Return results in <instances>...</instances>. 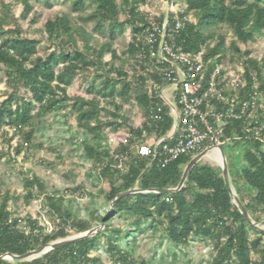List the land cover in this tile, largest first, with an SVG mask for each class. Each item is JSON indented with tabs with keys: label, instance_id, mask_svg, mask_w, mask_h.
Here are the masks:
<instances>
[{
	"label": "trees",
	"instance_id": "16d2710c",
	"mask_svg": "<svg viewBox=\"0 0 264 264\" xmlns=\"http://www.w3.org/2000/svg\"><path fill=\"white\" fill-rule=\"evenodd\" d=\"M18 1L23 4L22 19H28L32 13L38 15L34 0ZM37 1L48 3L49 0ZM86 1L72 0L74 11L87 8ZM88 1L95 7L88 18L96 21L97 31H103L106 24L110 25L109 40L99 47L93 46L91 33L83 26L75 25L70 14H59L48 18L44 25L47 38L58 44V51L40 56L39 40L24 37L18 27L5 30L9 25L8 19L13 16L9 14V6L0 0L7 13L0 16V71L6 73L10 88L7 99L0 104V137L5 135L7 138L8 132L4 128H10L14 132L13 137H20L29 145L38 133L36 120L70 108L78 126L87 134L84 140L87 158L94 162L100 177L106 178L110 184V191L105 193L110 203L134 186L141 190L176 188L195 155H183L176 161L161 165L141 158L132 148L135 144L133 139L127 146L120 145L113 151L106 134L107 129L118 131L127 127L138 138L144 131H156L159 136H165L173 126V119L166 112L163 122L158 125L133 124L129 111L125 109L126 103L135 101L146 116L153 101L140 92L143 78L128 79L127 66L138 52L134 43L128 42L124 57L113 48L117 33H122L125 27L128 26L133 34L144 29L148 21L140 7L146 6L149 0H121V4L117 0ZM169 1L176 4L180 0ZM185 1L187 8L181 17H188L191 13L196 17V22L187 21L180 35V39L186 41L185 49L197 52L202 46L218 41L208 49V56L220 54L226 59V38L218 30L223 25L230 27L236 36L230 49L245 67L247 91L254 86L256 76L264 93V58L258 60L251 56L250 49L242 51L239 48V43L255 44L264 33V0ZM122 12L126 15L123 22L120 21ZM170 18L172 22V14ZM79 40L83 41L84 47H80ZM107 54L111 55L110 62L104 61ZM92 68L103 71L101 86L88 88L91 99H70L68 88L75 78ZM22 88L29 97L21 93ZM232 135L233 129H228L227 137ZM22 149L23 146H17L16 153L21 154ZM240 150L243 167L235 175L229 169L231 182L253 220L261 223L264 221V146L246 140ZM117 156L127 159L121 160ZM24 188L27 203L38 197L37 192L44 195V207L51 216L60 220V225L47 233L32 217L27 220L14 218L9 209L11 198L8 194L3 195L0 198V256L8 253L24 255L65 239L71 235L69 227L75 234H80L104 223L105 230L33 261L0 259V264H103L99 257H91L93 251L99 250L102 237L106 238L108 252L118 264H153L147 259H136L133 250L124 251L120 247L119 238L124 232L118 228L111 229L117 216L131 220V227L137 232L142 231L146 221L164 226L167 238L176 247L188 246L193 238L211 239L217 252L214 264H264V232L254 228L234 207L221 169L204 162L195 166L179 192L127 195L115 202L110 214L100 216L88 212L86 219L76 215L71 200L49 195L41 178H27ZM243 190L247 195L243 196Z\"/></svg>",
	"mask_w": 264,
	"mask_h": 264
},
{
	"label": "rangeland",
	"instance_id": "374dc122",
	"mask_svg": "<svg viewBox=\"0 0 264 264\" xmlns=\"http://www.w3.org/2000/svg\"><path fill=\"white\" fill-rule=\"evenodd\" d=\"M3 1L9 6L10 16L14 17L8 19L9 25H6L5 30H14L18 27L24 37L39 40L40 56H46L50 52L58 51V44L47 38L44 25L48 18L59 14H70L75 25H81L87 32L91 33L94 36L93 46L99 47L110 38L109 24L105 25L103 31H97L96 21L88 18L95 11V7L88 0L86 1L87 8L80 11H74L72 0H49L48 3L34 0L35 12L38 15L36 16V14L32 13L28 19L21 18L23 12L21 1ZM117 1L121 4V0ZM186 8L185 0H180L176 4L169 3L168 0H149V3L142 7L146 12L161 14L162 18H166L174 12H185ZM5 15L7 13L0 5V16ZM188 17L192 22H196V17L193 13L189 14ZM34 18L35 22H32ZM125 18L126 15L122 12L120 21H125ZM15 20H18V22ZM129 31L130 28L127 26L122 33L118 32L113 43V48L122 57L125 56L128 48ZM218 32L226 38L228 61L241 66L242 63L237 57H234V52L230 49L231 43L236 41L233 30L223 25ZM217 43L218 41H213L212 45ZM79 45L84 47L82 40H79ZM239 48L242 51L250 49L251 56L254 58H264V33L255 44L247 46L239 43ZM104 61L110 62L111 55L107 54ZM1 68L4 67L1 66ZM102 76L103 71H97L94 68L80 73L68 88L70 99L76 97L91 99L92 94L88 93V88L93 85L100 87ZM0 78L2 79L0 85L1 104L7 99L10 88L7 85L4 71H0ZM21 93L29 97L24 88H22ZM125 106H127L133 124L139 126L142 120V112L137 106H134V103L127 102ZM36 128L38 133L29 145L20 137H13L14 132L10 128H4L8 132L7 138L5 135L0 137V187L2 192L0 198L5 194L9 195L11 198L9 209L13 213L14 218L27 220L32 217L39 221L40 226L47 233H51L54 228L60 225V220L51 216L44 207V195L36 191L38 197L31 203H27L24 183L27 178L34 176L44 181L46 192L49 195L64 196L67 200H71L74 211L80 219L88 218V212H93L100 216L110 214L112 211L111 203L105 195V193L110 191V184L106 178L100 177L94 162L87 158L84 144L87 134L78 126L76 116L72 113V110L64 108L60 112L51 114L42 120H36ZM113 135L111 136L110 133L107 135L108 143L112 150L118 145L117 136ZM89 139L92 138L89 137ZM19 145L23 146L21 154L16 153V148ZM240 146L238 143L231 142H227L224 145L228 166L233 175L237 174L243 167ZM202 162L210 164L218 170L220 169V166L211 159L205 158ZM242 194L243 196L247 195V191L243 190ZM131 222V220L117 216L112 223L111 229L118 228L123 230L124 234L119 238V245L124 251L133 250L132 252L136 259H147L153 264H214L217 252L214 249L213 240L193 238L188 246L176 247L167 238L164 226L152 221H146L142 231L137 232L131 227ZM260 225L264 228V221ZM68 230L71 233L69 237L78 235L70 227ZM252 238H254L253 234ZM100 241L99 250L93 251L91 257H99L103 264H118L108 252L106 238L102 237ZM253 257L257 259L256 255H253Z\"/></svg>",
	"mask_w": 264,
	"mask_h": 264
},
{
	"label": "built area",
	"instance_id": "2783aa9c",
	"mask_svg": "<svg viewBox=\"0 0 264 264\" xmlns=\"http://www.w3.org/2000/svg\"><path fill=\"white\" fill-rule=\"evenodd\" d=\"M142 7L140 11L148 23L137 34L129 31V42L134 43L138 52L126 70L131 81L143 78L140 92L153 101L148 114L141 113L139 126L162 123L165 112L172 117L173 126L165 136L144 131L141 138L127 127L118 131L107 129V135L117 136V147L127 146L133 139L132 148L141 158L167 165L183 155L197 156L205 150L209 154L213 150L221 152L220 147L227 142L241 145L251 140L264 146V93L256 76L254 86L247 91L243 64L230 63L220 54L208 56V49L216 44L210 42L197 52L185 49L186 41L180 35L191 20L181 17L184 12L172 13L171 22V14L162 18L161 14L146 12ZM245 91L247 94L243 95ZM228 129H233L231 137H227Z\"/></svg>",
	"mask_w": 264,
	"mask_h": 264
},
{
	"label": "water",
	"instance_id": "95a60500",
	"mask_svg": "<svg viewBox=\"0 0 264 264\" xmlns=\"http://www.w3.org/2000/svg\"><path fill=\"white\" fill-rule=\"evenodd\" d=\"M220 150H221V154H222V162L219 163V166H220V169L222 171L223 178H224V181L226 183L227 189L231 195L232 204L234 205V207L239 211V213L243 216V218L248 223H250L258 231L264 232V228L261 227L260 223L253 220L252 216L250 215V213L245 208L243 202L241 201V199L238 196L235 188L233 187L232 182H231V176H230V172H229V166H228L227 157L225 154L224 147L221 146ZM208 154H209V150H205L204 152L198 154L197 156H195L192 159V161L186 167V169L184 171L183 178H182L180 184L178 185V187L171 188V189H165V190H141V189L136 188V186H134L129 191H127V192L119 195L117 198H115L114 201L111 203V207L113 208L115 202L118 201L119 199H121L127 195H131V194L148 193V192L168 194V193H176V192L181 191L182 188L186 184V181H187L189 174L192 172V170L195 168V166H197L200 162H202L205 158L208 157ZM104 228H105V225H104V223H102L99 226L94 227V228H92V229H90L84 233H80V234L73 236V237H67L65 239L57 240L55 242H52L50 244L45 245L44 247H42L40 249L27 252L24 255L18 256V255L8 253V254L0 256V259L10 260V261H20V262L33 261V260L38 259V258L42 257L43 255H46V254H48L54 250H58L60 248H63L64 246L76 243V242L84 240L86 238L93 237V236L99 234Z\"/></svg>",
	"mask_w": 264,
	"mask_h": 264
},
{
	"label": "bare ground",
	"instance_id": "6f19581e",
	"mask_svg": "<svg viewBox=\"0 0 264 264\" xmlns=\"http://www.w3.org/2000/svg\"><path fill=\"white\" fill-rule=\"evenodd\" d=\"M209 158L214 160V161H217L218 163L222 162V154H221V152H219L217 150L211 151L209 154Z\"/></svg>",
	"mask_w": 264,
	"mask_h": 264
}]
</instances>
